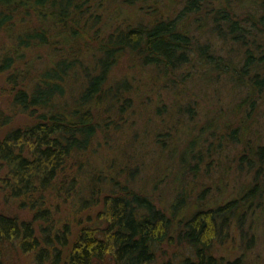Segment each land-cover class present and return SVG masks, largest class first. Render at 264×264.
I'll return each instance as SVG.
<instances>
[{
	"label": "trees",
	"instance_id": "1",
	"mask_svg": "<svg viewBox=\"0 0 264 264\" xmlns=\"http://www.w3.org/2000/svg\"><path fill=\"white\" fill-rule=\"evenodd\" d=\"M101 7L97 0H0V31L12 32L17 55L5 56L2 68L18 61L29 70L18 73L25 80L36 74L35 83L22 82L13 98L15 107L35 121L0 137V191L8 200L21 197L32 217L20 219L0 211V258L6 243H18L26 252L36 250L39 264H151L161 246L185 245L188 253L164 264H223V258L214 254L220 238L231 224L245 223L256 197L264 196V181H258L264 148L260 162L244 155L249 166L261 164L251 189L187 216L181 214L186 194L176 198L167 214L149 196L130 190L112 176L116 187L110 194L94 203L95 186L90 183L84 191H91V197L81 195L79 209L72 211L86 214L97 211L100 204L96 218L88 214L85 219H58L52 191L72 190L84 156L102 129L98 114L110 108L124 113L133 104L132 88L136 83L145 85L134 74L115 81L113 70L127 55L134 67L149 65L166 77L185 65L200 64L207 67L206 72L213 69L246 88L239 107L248 102L251 113L264 94V0H151L142 5L149 23L117 26L92 48L86 39L96 33ZM40 47L48 54L38 71L31 65L37 55L27 61L25 52ZM71 78L81 83V90L70 104L65 97ZM174 107L179 115L183 105ZM192 110L193 106H186V111ZM9 122V117L0 116L1 125ZM238 128L232 129L235 136ZM194 155L202 158L201 151ZM73 220L78 223L76 229L70 224ZM226 264L245 263L236 258Z\"/></svg>",
	"mask_w": 264,
	"mask_h": 264
},
{
	"label": "rangeland",
	"instance_id": "2",
	"mask_svg": "<svg viewBox=\"0 0 264 264\" xmlns=\"http://www.w3.org/2000/svg\"><path fill=\"white\" fill-rule=\"evenodd\" d=\"M97 1L102 7L94 29L96 33L92 32L86 39L92 48L117 26L124 28L129 24L149 23L150 16L144 15L142 5L151 0ZM194 32L199 35V31ZM14 44L12 32L1 30L0 116L9 117L10 122L0 124V137L14 127L35 121L33 116L15 107L13 98L22 82L35 83L36 74L25 80L18 73L29 70L26 64L19 65L18 61L9 69L2 68L5 56H17ZM47 54L44 47L25 52L27 61L37 55L35 63L30 64L38 71L43 69ZM132 59L127 55L115 66V81L134 74L137 81L141 79L145 85L136 83L132 88L133 104L124 113L120 114L118 108H110L98 114L102 129L94 146L84 156V166L76 173L72 190L52 191V201L57 204L53 208L58 219L67 216L85 219L88 214V217L96 218L100 204L97 211L86 214H72V211L79 209L81 195L91 197V191H84L91 186L90 183L95 186L94 203L96 198L101 201L106 193L110 194L116 187L112 176L130 190L149 196L167 214L171 213L176 198L186 194L185 206L181 210L186 216L198 208L218 206L239 198L256 184V170L261 164L249 166L244 155L260 162V150L264 148V94L258 97L255 108L248 114V102L239 107L247 94L246 88L235 85L213 69L206 72L207 67L200 64L185 65L170 71L166 77L165 73L149 65L138 63L134 67ZM87 63L90 66L93 61L89 59ZM168 76L179 84L175 85ZM67 86L65 98L71 104L81 90V83L71 78ZM176 104L183 105L179 115L174 107ZM187 105L193 106L192 112L186 111ZM109 121L112 124L106 126ZM236 126L239 127L237 136L232 134ZM219 138H222L220 145ZM198 151L202 152L201 159L194 155ZM262 167L263 173L258 181H264V163ZM21 200V197L5 199L0 191V211L20 219L31 218L30 206L23 205ZM30 201L29 198L27 203ZM252 209L245 223L240 226L231 224L217 243L214 254L223 258V264L236 258H241L245 264H264V196L256 197ZM70 224L74 229L78 228L74 220ZM36 229L38 231L39 227ZM176 246H161L151 264H164L169 259L177 261L189 252L185 245ZM35 254L36 250L26 252L18 243H6L1 264H39Z\"/></svg>",
	"mask_w": 264,
	"mask_h": 264
}]
</instances>
